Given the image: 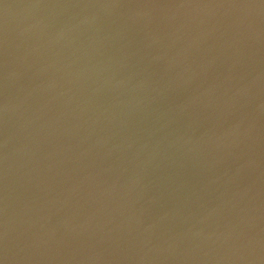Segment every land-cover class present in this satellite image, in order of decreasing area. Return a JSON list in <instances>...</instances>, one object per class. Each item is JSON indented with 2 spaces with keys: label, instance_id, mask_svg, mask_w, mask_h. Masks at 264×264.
Here are the masks:
<instances>
[{
  "label": "water",
  "instance_id": "water-1",
  "mask_svg": "<svg viewBox=\"0 0 264 264\" xmlns=\"http://www.w3.org/2000/svg\"><path fill=\"white\" fill-rule=\"evenodd\" d=\"M0 264H264V0H0Z\"/></svg>",
  "mask_w": 264,
  "mask_h": 264
}]
</instances>
